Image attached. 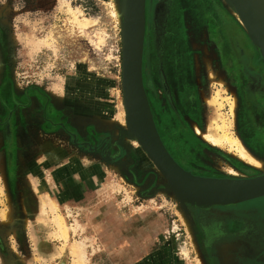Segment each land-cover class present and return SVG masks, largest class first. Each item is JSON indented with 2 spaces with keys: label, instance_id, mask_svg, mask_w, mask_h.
<instances>
[{
  "label": "rangeland",
  "instance_id": "rangeland-1",
  "mask_svg": "<svg viewBox=\"0 0 264 264\" xmlns=\"http://www.w3.org/2000/svg\"><path fill=\"white\" fill-rule=\"evenodd\" d=\"M113 1L0 0V264H213L207 243H203V229L212 223L204 219L197 225L194 211L209 215L222 208L239 214L236 211L251 209L259 213H252L253 219L264 213L261 197L207 209L189 206L190 225L183 222L185 213L167 188L166 178L138 141L124 133L128 115L122 81L123 40L112 13ZM202 1L197 8L191 0H146L151 29L142 67L150 110L174 160L188 168L194 163L210 170L206 176L193 175L252 178L264 173V154L259 156L262 168L252 166L235 155L228 143L212 144L198 131L223 135L217 127L230 122L236 98L238 122L234 120L227 132L264 152L263 117L256 121L260 134L253 132L245 102L228 83L219 53L207 48L192 26L205 27ZM212 3L220 16L219 26L231 35L243 30L257 62L264 64L239 16L223 0ZM172 17L181 38H171L173 48L169 46L165 57L166 67L172 64L178 71L174 78L169 75L174 88L181 92L202 82V77L205 82L197 88L203 96L201 123L190 126L193 141L204 144L207 154L196 158L187 152L179 128L160 127L150 98L148 70L153 49L149 46L155 35L163 54L164 38L172 33ZM216 25L210 24V32L219 28ZM173 53L181 55L180 68L174 64ZM215 98L223 102V108L208 102ZM162 129L163 133L174 130L182 160L170 151ZM58 216L69 227L68 242L57 237L54 220ZM73 245L79 246L82 257L71 253Z\"/></svg>",
  "mask_w": 264,
  "mask_h": 264
},
{
  "label": "flooded vegetation",
  "instance_id": "flooded-vegetation-1",
  "mask_svg": "<svg viewBox=\"0 0 264 264\" xmlns=\"http://www.w3.org/2000/svg\"><path fill=\"white\" fill-rule=\"evenodd\" d=\"M202 2L204 4L203 14L205 17V27L201 30L195 29V31L198 35L203 37L202 40L205 41L207 48L211 50L215 49L219 53V63L220 66L222 65L223 69H225L224 72H227L226 79L228 83L233 88H237L236 93H238V96L245 102L246 113L249 114V126L260 134L256 122L258 117L255 115L252 108L253 104L249 97L259 96L260 98H264V64L257 62V53L245 33L239 29L238 33L231 35L230 32L226 30L225 26H219L221 24L220 19H218L220 16L216 6H213L214 3H212V0H203ZM208 12L210 14L212 13L211 17L216 16V18L210 19ZM185 16L188 17V14H185ZM173 17L170 20L172 33L164 38L163 54L160 53L153 31V43L149 46V49L151 47L153 49L150 54L152 61L148 70V75H150L149 92L160 127L166 126L167 128L170 126V128L174 127V129L179 128V134L183 137V142L186 143L187 152L196 158L197 156L204 155L203 153L207 154V148L204 144H197L193 141V131L190 126L192 122H196L198 125L201 123L204 112L202 108L203 96L197 93V88L199 83L204 84L205 82L202 77V79H200L202 82L200 81L191 87H186L181 92H178L174 88L165 64V57L169 47L168 42L171 38H176L178 36V33L173 27ZM185 24V34L189 41L188 26L187 23ZM210 24L216 27V24H218L219 28H215L210 32ZM192 26L195 28L194 23ZM150 29V22L148 21V13L146 10L147 36L145 34V50H147L148 47L147 37H149L148 33ZM218 43H222V47H220ZM153 46L155 48H153ZM225 59H227L226 62ZM174 64L177 68L179 67V56L177 54L175 55ZM159 91L162 92L159 93ZM244 94H246V96H244ZM6 121V135L9 136L11 133V117ZM163 131L162 129V133ZM173 131V129H168L164 132L170 145L168 146L171 149L170 151L174 152L178 160H182V153L177 150V140L176 142L174 141L175 139L173 140ZM179 165L186 171H190L192 174L198 176H206V174L210 172L204 165L203 168L198 165L194 166L196 165L194 163L188 164L189 168L185 166L186 164H182V162H179ZM236 212L239 214L232 213L229 209L218 208L214 209L209 215L204 214L205 212L202 214V212L198 211H194L193 213L197 225L204 219L212 223L208 228L206 227L207 229H203L205 233L203 243H207L212 263L264 264V213H261L258 219H253L252 213L255 212L259 214L255 210L240 209V211ZM239 217H244V219ZM199 241L201 243L202 239L200 238Z\"/></svg>",
  "mask_w": 264,
  "mask_h": 264
},
{
  "label": "water",
  "instance_id": "water-1",
  "mask_svg": "<svg viewBox=\"0 0 264 264\" xmlns=\"http://www.w3.org/2000/svg\"><path fill=\"white\" fill-rule=\"evenodd\" d=\"M120 1V0H118ZM251 33L249 38L264 58V0H223ZM123 18V91L128 115L125 134L154 157L153 163L167 180V188L190 219L189 206L207 209L237 205L264 197V173L245 179H214L193 175L182 168L165 147L156 128L143 82L146 0H125Z\"/></svg>",
  "mask_w": 264,
  "mask_h": 264
},
{
  "label": "bare ground",
  "instance_id": "bare-ground-1",
  "mask_svg": "<svg viewBox=\"0 0 264 264\" xmlns=\"http://www.w3.org/2000/svg\"><path fill=\"white\" fill-rule=\"evenodd\" d=\"M190 1V0H189ZM193 3H195L196 4V7L198 6L199 7V5H201V0H191ZM114 2V1H113ZM208 2V1H207ZM176 3H177V1H176ZM112 4V3H111ZM180 4V3H179ZM112 6H113V16L117 19V21L119 22V24H120V26H122V24H123V18H124V16H125V7H126V5H125V0H120V1H118V0H116L113 4H112ZM176 6H178V4L176 5ZM180 6V5H179ZM197 7V8H198ZM177 10V9H176ZM208 10V9H207ZM178 11V10H177ZM181 12V11H180ZM194 12H195V10H194ZM203 12V11H202ZM178 13H179V11H178ZM181 14V13H180ZM180 16V15H179ZM195 16H196V14H195ZM181 17H182V14H181ZM198 17V16H197ZM205 18V17H204ZM183 18H181V20H182ZM198 19V18H197ZM153 21V20H152ZM181 22H183V21H181ZM180 22V23H181ZM200 23V22H199ZM241 23H242V25L244 26V28L250 33V34H252L251 33V30H250V28H249V26L247 25V23L245 22V20L244 19H241ZM179 25V24H178ZM181 25V24H180ZM195 25V24H194ZM179 27H181V26H179ZM184 29V28H183ZM195 29H197V26L195 25ZM184 31V30H183ZM243 31V30H242ZM177 32V31H176ZM180 34L182 33V32H179ZM184 33V32H183ZM179 35V34H178ZM184 35V34H183ZM185 36V35H184ZM252 37L254 38V36H253V34H252ZM180 40H181V38H179ZM169 40V39H168ZM173 40H174V38H173ZM177 40H178V37H177ZM180 40H178V41H180ZM183 40H184V38H183ZM182 40V41H183ZM254 40H255V38H254ZM186 41V40H185ZM170 42H173L172 40L170 41ZM255 42H256V40H255ZM169 43V42H168ZM183 43V42H182ZM257 43V42H256ZM167 44V43H166ZM174 44H176V43H174ZM178 44H179V42H178ZM184 44V43H183ZM185 45V44H184ZM184 45H183V47H184ZM169 46H171V44L169 43ZM186 46V45H185ZM172 48H173V46H171ZM179 47V46H178ZM169 48V47H168ZM179 49V48H178ZM174 50V49H173ZM183 50H184V48H183ZM169 53H170V50H167ZM178 51H180V50H178ZM177 51V52H178ZM185 51H186V49H185ZM185 51H184V53H185ZM167 52V53H168ZM173 52V51H172ZM183 53V52H182ZM174 54V57H175V53H173ZM184 55V54H183ZM172 56V55H171ZM185 56H187V55H185ZM184 56V57H185ZM170 57V56H169ZM180 57H181V55H180ZM179 57V58H180ZM183 57V56H182ZM172 58V57H171ZM263 58V57H262ZM169 59V58H168ZM172 59H174V58H172ZM172 59H170L171 60V62H173L174 60H172ZM165 60H166V58H165ZM180 60V59H179ZM166 61H168V60H166ZM184 62H186V64H187V60H185ZM167 63V62H166ZM179 63H180V61H179ZM167 64H169V62L167 63ZM174 65H172V64H169V66L167 67V71H168V73H169V75H170V77H172V78H174V76L175 75H177V73H178V71L173 67ZM179 68H180V65H179ZM180 82H181V84L183 85V86H185V81L182 79V80H180ZM246 84V83H245ZM245 86V85H244ZM245 96H246V94H245ZM220 100V99H219ZM208 102H210L211 103V105H217V106H219V108H223V102L222 103H219L218 102V100L215 98V99H213V100H208ZM237 107V99L235 98L233 101H232V105H231V115H232V117H231V119H230V122H228V123H225V122H223V126H219V127H217V129L218 130H220V133L222 132L223 133V135H221V136H214V135H212V134H208V133H206V132H203V131H201V129L199 128L198 129V131H199V133H200V135H201V137L202 138H204L205 140H207V141H210L212 144H224V143H228L231 147H232V149H235L236 150V153L237 154H235V155H238L239 156V158L240 159H242V161H244V162H246L247 164H250V165H252V166H255V167H258V168H262V166H263V162H262V158L260 159V157L261 156H263V154H264V152L263 153H261V152H259L258 151V149H255V148H257L256 146H255V148L250 144H248L247 143V141H245L244 140V138L243 137H239V138H234L233 136H231L228 132H227V128L229 129V127L231 126L232 127V125L234 124V120L236 121V122H238L237 121V113H236V108ZM126 110V109H125ZM117 112H118V110H117ZM119 117H121V116H119ZM224 117V116H223ZM222 117V118H223ZM217 118V117H216ZM219 118V117H218ZM232 118H233V121H232ZM213 120V119H212ZM125 122V121H124ZM244 122V121H243ZM211 124V123H210ZM251 127V126H250ZM260 129V128H259ZM124 131V130H123ZM255 130H253V132H254ZM122 132V131H121ZM252 132V133H253ZM123 133V132H122ZM125 133V132H124ZM254 134V133H253ZM255 135V134H254ZM256 137V136H255ZM260 142V141H259ZM259 147V146H258ZM262 147H264V146H262ZM260 148H261V146H260ZM141 149V148H140ZM143 151H144V153L146 154V156L147 157H149V159L153 162V161H155V159H154V157L153 156H151L150 154H149V151L148 150H144V148H143ZM260 156V157H259ZM264 159V158H263ZM156 162V161H155ZM157 163V162H156ZM51 203V202H50ZM49 205V204H48ZM50 206H53L54 207V205L52 204H50ZM51 209H52V207H50ZM56 209V207H54L52 210L53 211H56L55 210ZM181 217H182V219H183V222H185V223H188L189 225H190V220H191V216H190V219H189V217L188 216H186L185 214H182L181 215ZM181 220V219H180ZM56 223H57V225H58V234H57V237H59V238H61V239H63L65 242H68V239H69V227L67 226V224L65 223V220H64V218L62 217V216H58V217H56L55 218V220H54ZM71 248V253L73 254V255H78V256H81L82 257V252H81V250L79 249V246H75V245H73L72 247H70Z\"/></svg>",
  "mask_w": 264,
  "mask_h": 264
},
{
  "label": "crops",
  "instance_id": "crops-1",
  "mask_svg": "<svg viewBox=\"0 0 264 264\" xmlns=\"http://www.w3.org/2000/svg\"><path fill=\"white\" fill-rule=\"evenodd\" d=\"M250 101L252 102V108L255 112V115L259 117H263V120H260L262 122L261 124L264 127V98H260L259 96L249 97ZM264 134V131H263ZM187 139V138H186Z\"/></svg>",
  "mask_w": 264,
  "mask_h": 264
}]
</instances>
